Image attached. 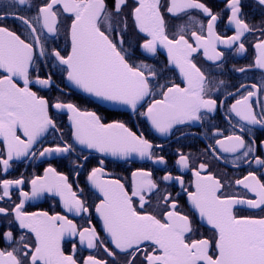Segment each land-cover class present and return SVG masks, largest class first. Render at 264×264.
<instances>
[{
  "label": "snow or ice",
  "instance_id": "1",
  "mask_svg": "<svg viewBox=\"0 0 264 264\" xmlns=\"http://www.w3.org/2000/svg\"><path fill=\"white\" fill-rule=\"evenodd\" d=\"M223 2L224 8L214 11L215 0H40L34 14L23 15L13 9L24 5L31 9L30 0H8L0 14L3 172H8L13 160L35 157L34 145L52 131L60 133L61 142L44 147L40 157L75 153L76 144L122 160L138 157L151 161L163 166V174L157 177L151 168H136L129 188L121 179L111 178L100 160V166L87 173L88 184L99 193L91 203L84 189H74L69 176L52 164L44 168L43 175L30 180L23 175L0 179V202H10L0 206V243L6 242L0 247V264H81L75 243L71 253H66V237H78L79 244L88 249L102 248L108 257L115 258L118 250L125 257L123 264H264V171H259L264 169V154H256L258 148H264V140L257 144L252 134L254 126L264 128V101L258 99L264 81L241 83L235 92L226 93V97L238 98L226 108L223 118L233 130L224 134L210 121L225 105L215 93L226 87V81L217 80L197 62L202 51L205 60L219 68L225 59L220 45L244 53L243 38L259 31L260 38L252 45L254 62L233 70L241 74L253 68L264 70V19L257 28L247 22L242 0ZM257 2L264 6V0ZM193 10L198 15H191ZM225 10L234 33L222 36L217 24ZM182 14L187 17L184 23L170 24L169 19H179ZM9 18L19 22V31L4 24ZM171 28L176 31L170 33ZM62 32L64 45L57 43ZM159 49L166 52V60L146 62ZM138 51L148 56L140 59ZM46 68L55 69L62 82L66 80L92 97L127 106L133 114L146 118L160 137H171L180 126L209 122V138L214 142L206 145L202 155L219 160L222 154H231L233 165L240 161L257 165V171L234 181L251 197L226 194L225 185L209 170V164H194L190 152L178 148L174 158L158 154L164 145L154 143L144 131L133 130L124 120L106 121L96 111L82 109L63 96L52 102L33 90V85L51 89L55 84L54 73ZM169 73H178L180 82ZM50 108L67 113L68 135L74 143L64 139ZM232 117L237 123L232 124ZM245 131L248 139L240 134ZM87 161L84 156L82 161L78 158L70 163L79 170ZM185 171H190V181L177 174ZM26 184L30 191L25 190ZM172 185L186 194L189 212L182 210L179 193L173 196L168 191ZM14 189L18 202L13 200ZM45 193L59 197L67 213L85 216L87 226H79L61 212L25 209L28 201ZM92 208L102 222L104 238L92 223ZM240 209L256 214L242 215ZM205 225L208 234L200 231ZM82 264L109 261L88 255Z\"/></svg>",
  "mask_w": 264,
  "mask_h": 264
},
{
  "label": "flooded vegetation",
  "instance_id": "2",
  "mask_svg": "<svg viewBox=\"0 0 264 264\" xmlns=\"http://www.w3.org/2000/svg\"><path fill=\"white\" fill-rule=\"evenodd\" d=\"M207 2V0H206ZM218 5L214 8V11H220V9L224 8L223 0H215ZM243 2V12L246 17V20L249 24L260 27V21L264 19V6H260L257 0H242ZM8 3V0H0V14H2L4 6ZM30 3L33 5L31 9L28 8L27 5L17 6L14 11L17 14L23 15H32L35 13V5L40 3V0H30ZM191 15H198V13L193 10ZM227 11L223 13L220 21L217 24V31L222 35H232L234 33V28L227 23ZM203 18V17H201ZM166 19H169L166 17ZM187 19L183 14L179 19H169L170 24L179 25L184 23ZM4 24L14 30L19 31L18 21H13L11 18L4 21ZM175 28L170 29L171 32H175ZM260 38V32L256 31L251 34H246L243 38V42L245 43V47L247 49L244 53H237L235 48L226 49L223 45H220V50L225 52V59L221 67L217 68L216 65L211 61H206L203 57V52L197 54V62L201 65L206 71H211V74L217 80H225L226 87H221L219 92L215 93V98L218 101H225L224 107L218 109V113L214 115V118L210 121V123L218 126L224 134H229L233 129L229 124L227 119H224V115L226 112L227 106L234 102L235 96L226 97L227 92H235L236 88L239 87L241 83L246 85H250L252 83L260 84L264 81V70L260 69H249L245 73L241 74L235 72L234 67H246L247 65L254 62L255 50L252 45L256 42V40ZM60 45H64V37L63 32L61 33L60 39L57 41ZM148 54L141 55L140 52H137V57L140 59L145 58ZM166 60V52L163 49H159L157 56L155 58L149 57L146 62L150 64H155L157 61L163 63ZM45 71H51L54 73L53 80L55 84L51 89H41L39 86L33 85V90L39 91L41 95L47 96L52 102L55 101L56 97L63 96L65 100H72L76 102L82 109L94 110L99 115H101L106 121H110L113 119L124 120L129 124L130 127H133V130L136 131H144L145 135L154 141V143L163 144L164 149L163 152H159L158 154H163L167 157L174 158V153L176 149H182L184 152H190L192 154V159L194 164H199L200 162H206L209 164V170L213 172L225 185L223 191L226 194H242L248 195L251 197V194L246 193L244 189L239 186H236L234 181L236 179L242 178L249 171H257L258 166L254 163L246 164L243 161H240L238 166L233 165L232 160L233 156L231 154H222V158L217 160L211 155H202L203 149L207 144L213 143L214 140L210 139L209 132V122H206L203 126L199 123L190 125V126H180V131L175 132L171 137H160L159 134L155 133L148 125L146 118L139 117L132 113L131 109L124 108L123 105H109V102L100 101L96 97H92L80 89L75 88L70 85L69 82L64 80L61 81L60 74L56 72L55 69L46 68ZM169 77L175 78L177 82L179 81L178 73L173 76L172 73L168 74ZM163 83V79L160 81ZM59 85V88L56 87ZM63 90V92L61 91ZM243 91V90H242ZM259 100L264 101V92L260 94L258 97ZM257 98L253 99L254 105L256 104ZM146 106V105H145ZM143 110V109H139ZM257 111L259 108L257 107ZM50 114L53 115L54 119L57 120L58 125L63 129L65 135L64 139L69 140L70 143H74L70 140L68 133L70 132V122L67 118L66 112H57L55 109L50 108ZM237 123V118L232 117V124ZM247 127V126H246ZM238 131V129H237ZM181 132L186 133L187 135H181ZM194 134V135H193ZM245 136L246 139L249 138V134L247 131L240 133ZM253 135L257 137V144H259L260 140H264V128L260 126L253 127ZM219 138V137H216ZM60 133H55L50 131L47 133L36 145H34L32 151L36 153L35 157L31 155L27 158H21L20 160H13L12 167L8 170L7 173L3 172L2 166H0V179H16L21 175L25 177L26 180H30L34 175H43L44 168L48 167L49 164H52L57 168L58 171L64 172L69 176V181L73 183L74 189L82 188L85 191V197L89 200V203L92 201H96L99 197V193L96 192L95 189L91 187L87 182V173L91 170L92 167H99V161H104L105 171L112 174L111 178L121 179L122 182L125 183L126 187L131 186V172L136 168H151L154 170L155 176L159 177L162 175V171L160 169L163 167L161 165H155L151 161L140 160L138 157H133L129 160H122L119 158L106 156L100 154L96 151L87 149L83 146L74 144L76 148V152L72 154H53L52 156H44L40 157L39 152L43 150L44 147L53 146L55 143H60ZM0 145H2V141H0ZM256 154H264V148H258V152ZM87 156L88 161L85 163V167L83 169L75 170L74 166L70 163L71 161L77 160L78 158L82 161L83 157ZM76 171H79V175H76ZM259 171H264V169H260ZM186 181H190L192 179L190 171H185L183 173ZM259 174V172H258ZM162 187H164L162 185ZM26 191H30V186H24ZM189 190H192L189 188ZM168 191H171L173 196H176L179 193L182 210L185 212H189L190 205L187 203L186 194L180 189L178 185H172L168 187ZM18 191L13 190V200H17ZM7 203L10 202H0V206H7ZM152 204L155 206V197L152 199ZM25 209L27 211H41L46 210L50 213L52 212H61L63 215H67L69 219H73L79 226L84 227L87 226L85 216H76L73 213H67L66 210L63 209L62 205L59 202V197H53L50 194L45 193L43 196L38 199L28 201L25 204ZM240 214L242 215H250L256 214L255 212H250L247 210L240 209ZM90 215L92 219V223L96 225L97 231L100 233L101 237L104 238L106 233L103 232L102 222L100 221L98 215L95 213L94 208L90 209ZM202 233L208 234L207 226L200 228ZM75 243L77 245L76 257L79 261L88 255H96L100 259H106L109 261V264H123L125 259L124 255L120 253L118 250L115 258L108 257L107 254L103 251L102 248L99 249H88L86 245H80L78 237H66L64 241V248L66 253H71L72 244ZM6 246V242L0 243V247ZM109 247H113L109 243Z\"/></svg>",
  "mask_w": 264,
  "mask_h": 264
},
{
  "label": "water",
  "instance_id": "3",
  "mask_svg": "<svg viewBox=\"0 0 264 264\" xmlns=\"http://www.w3.org/2000/svg\"><path fill=\"white\" fill-rule=\"evenodd\" d=\"M100 101H101V100H100ZM110 104H111V103H109V105H110ZM112 105H114V104H112ZM114 106H115V105H114ZM123 107H124V108H128L127 106H124V105H123ZM93 151H95V150H93ZM115 158H116V157H115Z\"/></svg>",
  "mask_w": 264,
  "mask_h": 264
}]
</instances>
